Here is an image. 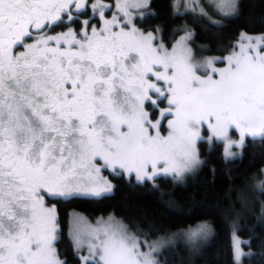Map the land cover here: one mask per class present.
<instances>
[{"label": "snow or ice", "instance_id": "obj_1", "mask_svg": "<svg viewBox=\"0 0 264 264\" xmlns=\"http://www.w3.org/2000/svg\"><path fill=\"white\" fill-rule=\"evenodd\" d=\"M141 2L147 0L131 6L141 7ZM69 3L0 0V264H63L53 248V211L43 207L37 193L42 188L61 195L110 191L107 181L102 188L96 184L97 157L113 169L118 165L135 171L138 180L161 172L182 176L202 163L195 147L202 125L207 124L218 138L238 129L240 145L245 133L264 135V55L258 53L229 57L228 68H211L219 79L207 74L204 78L195 74L184 43L191 33L169 52L163 45L157 49L146 43L154 39L151 34L137 35L135 29L113 33L112 22L105 21L103 36L93 28L91 37L84 33L82 43L69 32L73 39L41 38L27 45L26 52L13 55V48L31 36L30 28L39 30L59 20ZM128 6L127 2L117 5L121 11ZM229 6L234 11L231 0ZM49 40L57 45L65 40L69 48H49ZM73 42L76 51L71 50ZM131 52L139 59L130 57ZM211 64L207 61L208 67ZM156 65L164 69L154 75L169 85L167 111L174 115L167 136L143 109L149 89L164 95L145 79ZM234 155L228 152L225 158ZM85 174L92 182L86 188L80 185ZM208 231L206 224H197L184 234L195 240ZM91 234L97 243L90 245L86 264L97 249L99 261L92 264H157L151 256L155 246L150 245L148 253L139 252L141 241L120 226L108 223Z\"/></svg>", "mask_w": 264, "mask_h": 264}, {"label": "trees", "instance_id": "obj_2", "mask_svg": "<svg viewBox=\"0 0 264 264\" xmlns=\"http://www.w3.org/2000/svg\"><path fill=\"white\" fill-rule=\"evenodd\" d=\"M175 1L151 0L144 16L137 18L142 29L157 31L166 46L190 28L192 43L203 57L228 52L243 32L264 33V0H239L236 14L220 24L195 11L177 13ZM198 149L202 165L180 180L158 176L137 182L119 171L111 173L112 193L47 196L56 205V247L64 262H81L68 234L70 213L77 210L91 219L113 214L149 240L175 239L158 252V264H238L233 234L243 238V264H264V190L256 188L264 171V137L249 136L234 159L224 157L223 144L217 141L200 140ZM197 224H206L209 231L190 240L184 233Z\"/></svg>", "mask_w": 264, "mask_h": 264}, {"label": "rangeland", "instance_id": "obj_3", "mask_svg": "<svg viewBox=\"0 0 264 264\" xmlns=\"http://www.w3.org/2000/svg\"><path fill=\"white\" fill-rule=\"evenodd\" d=\"M151 0H147L146 4H143L141 2V7H132L131 5L136 2V0H83L80 2L82 5L81 7H76L75 10L78 14H73L71 16V19H69V16H64L63 20H68L69 24L65 25L67 27H73L78 35L75 37L74 34V40L80 41L82 43L86 42L84 33H87L88 37L92 36V30L93 28L97 31L100 35H105L106 33H103L101 30L105 28V21L112 22L110 23V31L113 33H118L121 31L131 33L133 29L136 30L137 35H143L148 36L149 34L152 35L154 39H152L150 42L151 46L153 48L159 49L161 45H163L164 48H166L169 52L172 51L173 47H179L181 43V38L185 37L187 33H191V39H188L185 41V46L190 49L191 53V60L190 63L195 68V74L200 77L206 78L207 75H211L213 79H219L218 72L213 73L211 71V68H215L217 70H223L229 67L228 58L229 57H235V56H255L257 53L260 55H264V33L259 34H248V33H241L239 38L235 41L233 47L224 54H213V55H203L201 57L198 54V51L196 50L195 46L192 43L193 40V31L190 28H185L178 36V38L175 40V42L171 46H166L162 41L160 40L158 36V32L155 30H145L142 29L138 23L137 18L143 17L146 13V8L149 6ZM125 2L129 5L125 11H121L117 5H120L121 7L124 6ZM231 3L234 5V11L232 7L229 6V0H176L175 1V11L177 13H185L187 11H195L197 13L202 14L206 13V16H208L211 21L216 22L218 24L222 23L226 17L232 16L236 14L238 9V3L239 0H231ZM219 6V7H217ZM127 13V15L125 14ZM204 15V14H203ZM84 22H87L86 24ZM51 33L47 34L46 36H37L35 40H30L29 44H36L38 40L41 38H48V37H65L66 39H73L72 37H66L62 33ZM73 33V32H72ZM42 34V33H39ZM65 40H61L60 44L57 45L54 41L49 40L48 44L46 45L49 48H57L59 47L60 50L68 49L69 45L66 44L65 46H61L62 43H64ZM71 50L76 51L78 50V46L73 42L71 45ZM27 46L22 51L19 52H26ZM129 56H137L135 52L129 53ZM137 59L139 57L137 56ZM207 61H212L211 67H208ZM134 62V61H133ZM126 66H128V70L131 72L132 68L129 63V61H125ZM164 69L161 66H153L152 72H149L147 76L145 77L146 80H148L150 83L156 84L157 87L161 88L164 92V95H160L159 93H156L154 89L148 90V96L150 99H146L143 102V109L148 114V119L152 121V123L159 122V130L161 135L167 136L169 131L171 129L168 126V122L170 120L174 119V115L172 113H169L167 109L171 107L169 105L168 100L170 99V93L167 91L169 88V85L163 81L158 80L156 75L154 73H163ZM167 74L169 76L172 75V69H168ZM155 101V103H153ZM126 130V129H124ZM150 134H155L154 129H149ZM258 138V137H264V135L257 134L255 136L249 135L245 133L243 138V144L240 145V133L238 129H230L228 132L227 138H218L216 137L212 130L208 128L207 124H204L199 129V138L195 142V147L199 155V159L202 161L198 144L200 140H206V141H217L223 144V153L224 157H226V153L231 152L236 155L233 157L227 158V159H234L239 156H241L243 151V146L245 145V142L248 137ZM230 142L231 147H229ZM95 166L100 168V172L97 174H93L97 177L96 184L98 187H104V181H107L108 184L111 185L110 191H102L99 195H85L82 192H73L71 195H61L59 194V191L53 190L49 191L46 188H42L39 190L37 195L39 198L43 201V207L45 209H51L54 214V224H55V236L57 238V233L59 230V225L57 221V209L56 205L54 203H49L47 201V196L50 198H69L72 196H86V197H100L109 193L113 192L114 189V182L111 178V173L114 172H123L127 177H133L135 181L137 182H143L145 180H153L154 178L158 176H174L176 178L183 179L185 175L195 171L202 165V163L193 168L190 171H186L182 176H177L173 173H160L157 176H155L152 179H149L147 177L138 180L137 174L135 171L128 172L126 169L120 168L118 165L113 169L112 167H109L104 164V161L97 157L94 161ZM163 167V164H158L157 168L161 169ZM148 172H152V168L149 165L148 166ZM81 187H90L92 186V182L87 179V176L85 174L84 179L80 182ZM256 188L264 190V171L262 174L261 179L257 180ZM111 218V220L109 219ZM98 221L100 223H98ZM111 223L114 226H120L124 229H126L127 233L130 236H134L137 239L141 241L139 245V252L142 253H148L150 251L149 246H155L157 249L156 251H152V258L157 261L158 264V252L161 250V248L169 245L172 243L175 239L172 238H160L155 240H149L146 238H143L141 236H138L135 232L130 230L126 223L120 219L119 217L111 214L107 215L105 217H99L95 219H91L86 213L80 212L77 210H74L70 213V224H69V230L68 234L70 238L73 241L74 247L81 259L80 264H86L85 257H90V245L96 244L97 241L92 236V229L100 228L101 226ZM243 238L240 236H237L236 234H233V248H234V255L235 259L238 264H243ZM143 241H147V244L143 243ZM240 247V250H239ZM53 248L55 249L56 258L63 262V264H72V263H66L64 262L62 256H60L57 247H56V239L53 242ZM99 250H95L92 252L91 260L89 261V264H92V261H99ZM139 259H142V257H138Z\"/></svg>", "mask_w": 264, "mask_h": 264}, {"label": "flooded vegetation", "instance_id": "obj_4", "mask_svg": "<svg viewBox=\"0 0 264 264\" xmlns=\"http://www.w3.org/2000/svg\"><path fill=\"white\" fill-rule=\"evenodd\" d=\"M78 2H81L80 0H70V3L68 4V10L66 12H61L60 13V19L52 22L49 21L45 24V26L39 30L34 29V28H30L29 31L31 32V36L30 37H24L23 41L21 44H17L14 48H13V55H18L20 51H22L24 48H26V46L28 45L30 40H35L37 36H46L47 34H51L54 32L57 33H62L64 34L66 37L67 34L69 32H73L75 34V37L78 35L76 30L73 27H67L65 25L69 24L70 21L68 20H63L64 16H72L73 14H78L77 11L75 10L76 5ZM42 33V34H39ZM55 33V34H57ZM67 43H62L61 46H65ZM67 50V49H64Z\"/></svg>", "mask_w": 264, "mask_h": 264}, {"label": "bare ground", "instance_id": "obj_5", "mask_svg": "<svg viewBox=\"0 0 264 264\" xmlns=\"http://www.w3.org/2000/svg\"><path fill=\"white\" fill-rule=\"evenodd\" d=\"M111 214V213H110Z\"/></svg>", "mask_w": 264, "mask_h": 264}]
</instances>
